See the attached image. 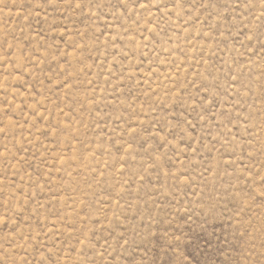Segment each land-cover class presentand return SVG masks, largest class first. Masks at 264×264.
Wrapping results in <instances>:
<instances>
[{
	"label": "rangeland",
	"instance_id": "1",
	"mask_svg": "<svg viewBox=\"0 0 264 264\" xmlns=\"http://www.w3.org/2000/svg\"><path fill=\"white\" fill-rule=\"evenodd\" d=\"M262 185L264 0H0V264H264Z\"/></svg>",
	"mask_w": 264,
	"mask_h": 264
},
{
	"label": "snow or ice",
	"instance_id": "2",
	"mask_svg": "<svg viewBox=\"0 0 264 264\" xmlns=\"http://www.w3.org/2000/svg\"><path fill=\"white\" fill-rule=\"evenodd\" d=\"M49 2H52V0H49ZM259 19V18H258ZM262 187H264V185H262ZM262 195H264V193H262Z\"/></svg>",
	"mask_w": 264,
	"mask_h": 264
}]
</instances>
